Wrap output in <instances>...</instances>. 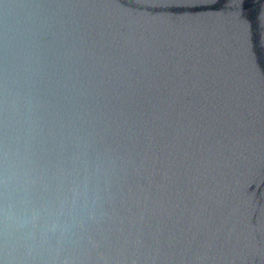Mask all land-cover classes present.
Returning <instances> with one entry per match:
<instances>
[{
	"label": "water",
	"instance_id": "obj_1",
	"mask_svg": "<svg viewBox=\"0 0 264 264\" xmlns=\"http://www.w3.org/2000/svg\"><path fill=\"white\" fill-rule=\"evenodd\" d=\"M0 264H264V0H0Z\"/></svg>",
	"mask_w": 264,
	"mask_h": 264
}]
</instances>
